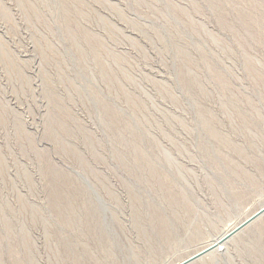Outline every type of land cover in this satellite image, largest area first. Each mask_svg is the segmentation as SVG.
<instances>
[{"label":"rangeland","instance_id":"obj_1","mask_svg":"<svg viewBox=\"0 0 264 264\" xmlns=\"http://www.w3.org/2000/svg\"><path fill=\"white\" fill-rule=\"evenodd\" d=\"M262 208L264 0H0V264H264Z\"/></svg>","mask_w":264,"mask_h":264},{"label":"water","instance_id":"obj_2","mask_svg":"<svg viewBox=\"0 0 264 264\" xmlns=\"http://www.w3.org/2000/svg\"><path fill=\"white\" fill-rule=\"evenodd\" d=\"M264 213V208H262L261 211H259L257 214H255L250 220H248L246 223H244L241 227H239L237 230L227 234V236L225 237L224 240L230 238L232 235H234L237 231L241 230L244 226L248 225L249 223H251L253 220H255L257 217H259L260 215H262ZM212 250V249H209ZM209 250L203 251L201 253L196 254L195 256H192L191 258L183 261V263L181 264H190L194 261H196L197 259L201 258L203 255H205Z\"/></svg>","mask_w":264,"mask_h":264},{"label":"bare ground","instance_id":"obj_3","mask_svg":"<svg viewBox=\"0 0 264 264\" xmlns=\"http://www.w3.org/2000/svg\"><path fill=\"white\" fill-rule=\"evenodd\" d=\"M229 234V233H228ZM227 235V234H226ZM225 234H223L221 237H219L218 239H216V241H214L213 243H216V242H218V243H216L217 245L219 244V243H222V241L225 239L224 237L226 236ZM220 241V242H219Z\"/></svg>","mask_w":264,"mask_h":264}]
</instances>
